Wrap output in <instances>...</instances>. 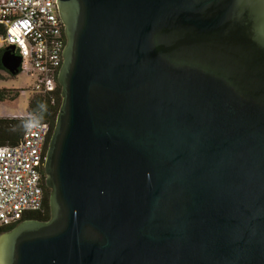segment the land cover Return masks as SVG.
Returning <instances> with one entry per match:
<instances>
[{"label":"water","instance_id":"95a60500","mask_svg":"<svg viewBox=\"0 0 264 264\" xmlns=\"http://www.w3.org/2000/svg\"><path fill=\"white\" fill-rule=\"evenodd\" d=\"M57 7L51 216L1 233L0 264H264V0Z\"/></svg>","mask_w":264,"mask_h":264},{"label":"built area","instance_id":"2783aa9c","mask_svg":"<svg viewBox=\"0 0 264 264\" xmlns=\"http://www.w3.org/2000/svg\"><path fill=\"white\" fill-rule=\"evenodd\" d=\"M0 51L38 73L36 93L55 94L66 46L57 0H0ZM22 69V68H21ZM55 99V98H54ZM51 127L30 124L15 147L0 148V234L33 215H45V161Z\"/></svg>","mask_w":264,"mask_h":264},{"label":"trees","instance_id":"16d2710c","mask_svg":"<svg viewBox=\"0 0 264 264\" xmlns=\"http://www.w3.org/2000/svg\"><path fill=\"white\" fill-rule=\"evenodd\" d=\"M4 34H5L4 29L0 28V36ZM4 53L5 52L0 51V78H1V72L9 73L2 64V56ZM21 71L22 69L20 70V72ZM57 83H58V77H57ZM17 96H18V92H14L10 90L0 91L1 101ZM61 104H62L61 87L58 83V89L55 94L35 93L33 95V97L30 100L27 117L0 118V148L17 146L22 141L24 134L30 124L46 123L51 127V134H52V131L56 125V120L61 108ZM45 193H46L47 213L45 215H33L28 217L27 219L46 221L50 218L51 216V209L49 204L50 192L47 189V187H45ZM14 227H9L3 232L9 231Z\"/></svg>","mask_w":264,"mask_h":264},{"label":"rangeland","instance_id":"374dc122","mask_svg":"<svg viewBox=\"0 0 264 264\" xmlns=\"http://www.w3.org/2000/svg\"><path fill=\"white\" fill-rule=\"evenodd\" d=\"M37 81L38 73L27 64L23 65L22 71L16 76L1 72L0 91L18 92V96L0 100V118L27 117Z\"/></svg>","mask_w":264,"mask_h":264}]
</instances>
